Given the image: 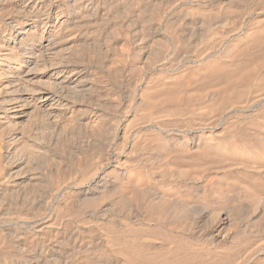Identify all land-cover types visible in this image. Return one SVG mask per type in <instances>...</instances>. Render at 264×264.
Instances as JSON below:
<instances>
[{
	"label": "bare ground",
	"instance_id": "bare-ground-1",
	"mask_svg": "<svg viewBox=\"0 0 264 264\" xmlns=\"http://www.w3.org/2000/svg\"><path fill=\"white\" fill-rule=\"evenodd\" d=\"M162 7L158 0H0V220L1 216L33 220L41 215L48 201L59 191L62 195L56 208L60 215H70L77 209L76 198L79 201L98 199L99 193L107 192L117 201V214L124 217L123 222L107 217V224L133 240L137 238L135 230H132L134 227L124 222L136 221L141 217L139 210L145 207H152L154 211L164 210V206L170 203L142 171L127 168V165L108 173L106 166L103 167L112 152L114 138L125 140L132 128L143 126L144 122L149 124L147 120L162 111L155 112L157 105L160 107L179 100V94L191 83L176 79L175 85L141 87L143 91L137 95L147 72L149 69L153 71L151 66L155 65L156 57L166 48V42L156 33ZM170 29L174 55L178 56L186 48L194 51L200 44V39H191L181 21L171 22ZM258 34L260 42L257 43L262 44L264 23ZM256 60L263 68L264 48L259 50ZM261 72L253 85L256 94L264 91V71ZM196 74H190V79H195ZM245 90L241 93L237 90L239 94L235 97H246ZM73 96L79 106L72 104L66 108L65 102ZM206 107L208 111L216 108ZM197 139L199 141L200 137ZM189 140L182 142L183 148L196 138ZM148 145L143 153L133 149L125 154L120 152L124 155L120 164L133 161L156 168L162 154L158 157V149ZM122 146L117 147L118 151ZM139 146L137 144L136 147ZM258 202L256 215L264 210V201ZM115 206L108 210L109 214L116 212ZM96 207L97 204L90 211L96 213ZM207 211L195 218L185 210L176 218L180 219L182 226L196 227L195 231L190 230L189 235L214 244L219 251L229 253L238 248L240 241L236 237L239 233L235 236L237 227L232 216ZM71 230L68 226L62 230L38 232V237L32 235L31 238L24 237L22 233L24 238L20 236L22 238L15 242L12 239L10 242V236L0 230V264H226L229 260L223 255L222 259L221 252H207L206 248L196 251L189 247L186 250L167 242L161 244V241L157 245L154 244L157 240L154 239L153 243L150 241L153 237L149 236L150 239L138 237L140 245L135 239L136 245L119 247L112 243L108 246L99 238L91 239V233L69 238ZM8 247L12 251L6 252ZM259 248L255 251L250 248L253 252L236 264H264V244Z\"/></svg>",
	"mask_w": 264,
	"mask_h": 264
},
{
	"label": "rangeland",
	"instance_id": "rangeland-1",
	"mask_svg": "<svg viewBox=\"0 0 264 264\" xmlns=\"http://www.w3.org/2000/svg\"><path fill=\"white\" fill-rule=\"evenodd\" d=\"M147 1L149 0H145V2ZM158 2L163 7L160 8L162 14L159 22L160 26L157 25L156 33L164 39L166 48L162 51V54L160 53L156 57L155 65L151 66L154 69L153 71L149 69L148 72L151 71L150 73L147 72L146 75L148 76L141 82V86L138 87L137 95L139 96L142 93L145 86L157 88L163 84L170 83V85H175L178 80H187L191 81V83L179 94L177 102L173 101L164 106L161 104L160 107L157 105L155 112L162 111H160V115L147 120L149 124L144 122L142 123L143 126H135L138 128H132L125 140H121L118 137L114 138L113 146L111 147L114 151L112 149L108 157L109 161L104 162L103 167L106 166L108 173L116 172L127 165V168L138 169L148 176L151 184H155L156 188L158 187L165 194L168 203L173 202L172 204L167 203L168 205L164 206V210L155 209L154 211L152 207L150 209L145 207L141 211L139 210L141 217L137 218L136 221L124 222L134 227L132 230H135L137 238H140V236L153 237V239H149L150 241L153 240V243L155 242L154 239H156L157 243L155 242L154 244L157 245L161 241V244L167 242L180 249L187 250L190 247V250L201 251L206 248L205 251L215 253L219 250L215 248L214 244L189 235L193 229L195 231V225V228L191 226L193 229L182 226L180 219L176 218V216H179L181 211L185 213V210H188L186 213H190L189 215L195 218L207 210V212L213 210V212L216 211L215 213H226L232 216L233 222H236L235 236L239 233L236 238L240 242L239 247L229 253L226 250L219 252H221L222 259L224 258L223 256L229 257L226 264L233 260L232 264H236L243 259V256L253 252V249L255 251V249L264 244V239H261L264 236V210L256 215V205H259L258 201H264V196L262 195L261 197L260 195L264 194L262 189L264 188V95H262L264 91L256 94L257 92L253 88L262 73L261 71H264V67H259L260 64L256 60L259 50L264 48V42L262 44L257 43L260 42L258 41L259 27L264 23V0H158ZM176 21L184 23L187 29L186 32L189 31L191 39H200V44L194 51L186 48L177 54L178 56L174 55V51L171 49L173 38L170 37L172 36L170 24ZM168 26L169 30L167 29ZM215 34H218V36H215ZM171 39L172 41H170ZM208 69L210 70L208 71ZM193 72H197L198 75L196 74L197 77L192 79V81L190 74ZM208 72L210 73L207 74ZM141 87L143 88L141 89ZM244 88H247V91ZM237 90L239 93L243 90L248 93L243 92L246 94V97H243L245 101L243 98H238L239 95L237 98L235 97L239 94ZM253 91L257 97H255ZM218 98L221 99L219 100ZM71 100L65 102L66 108L72 104L75 107L79 106L75 96L71 97ZM209 105L212 110L216 107L215 110L208 111L206 106ZM206 114L209 116L207 117ZM204 134L207 136L205 137ZM192 137L196 138L194 140L195 143L194 141L191 142L193 146L189 144L187 148H183L182 142L188 139L191 140ZM199 137L198 141L197 138ZM120 144L123 146L118 151L117 147ZM137 144L140 146L136 147ZM147 144L152 146V148L158 149L160 153L157 152V155L162 154L161 161L159 160L156 166L158 169L144 166V164L133 162L132 160H130L132 163L120 164L124 157L123 154L128 152L129 149V151L133 149L138 153H143L145 151L143 149L147 148ZM120 152L123 154H119ZM213 155L214 157H212ZM116 158L119 159L117 160ZM160 162L165 165L162 166ZM200 162L203 164H199ZM160 166L163 168L160 169ZM175 166L177 169L174 168ZM166 171L169 172L166 174ZM163 173L165 174L163 175ZM199 187H201V190ZM68 190L69 188L65 191L67 192ZM253 190H256V193H250ZM97 192L99 193L100 191ZM203 192L205 193L203 194ZM257 193H259V196H257ZM99 194L98 199L88 198L90 200H86V198L84 199L85 201H79L76 198L78 200L77 209L70 215L67 214V216L58 214L57 201L60 200L62 192H56V196L50 200L51 202L48 201L49 203L42 210L40 217L37 216L33 220H21L12 216H8L9 218L1 216L0 230L10 236L8 237L9 241L12 239L11 241L15 242L17 239H21L23 235L28 238H31L32 235L38 237L39 233L43 231L62 230L69 226L72 229L69 233V238L73 237L75 239L76 236L82 237V234L85 236L86 233H91L89 234L91 239L99 238L100 241L104 244L107 243L108 246L112 243L119 247L131 246L132 244L140 245L141 242L137 238H135L137 239L136 243L135 239H128L126 237L128 236L127 234H123L107 224L108 219H117L118 222H123L124 217L119 213L117 214V201L116 199L113 200V196L109 193L107 194V192ZM114 198H116L115 195ZM96 204L98 207H96L97 210L95 212H97L92 213L90 210ZM112 206H115L114 211L116 212L109 214L108 210ZM82 209L84 211H81ZM75 211L76 213H74ZM251 224L252 226H250ZM248 227L251 228L248 229ZM186 229L189 231L185 232ZM247 229L248 231H246ZM78 233L79 235H77ZM97 235L98 237H96ZM20 236L22 237L20 238ZM117 242L120 244L118 245ZM241 242L244 244H240ZM128 243L130 244L128 245ZM247 247L249 252L246 250L248 249ZM8 249L10 248L8 247L5 251H12V249ZM240 249H243V252ZM238 251L241 252L238 253ZM240 255L242 256L240 257Z\"/></svg>",
	"mask_w": 264,
	"mask_h": 264
}]
</instances>
